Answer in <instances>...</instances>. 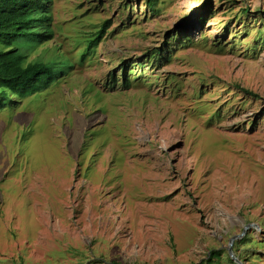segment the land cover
Instances as JSON below:
<instances>
[{
    "label": "rangeland",
    "instance_id": "1",
    "mask_svg": "<svg viewBox=\"0 0 264 264\" xmlns=\"http://www.w3.org/2000/svg\"><path fill=\"white\" fill-rule=\"evenodd\" d=\"M49 2L16 45L53 73L0 106V264H264V0Z\"/></svg>",
    "mask_w": 264,
    "mask_h": 264
},
{
    "label": "trees",
    "instance_id": "2",
    "mask_svg": "<svg viewBox=\"0 0 264 264\" xmlns=\"http://www.w3.org/2000/svg\"><path fill=\"white\" fill-rule=\"evenodd\" d=\"M50 0H0V106L3 107L12 94L22 97L37 92L38 75H49L56 64H44L40 61L28 62L29 50L21 52L16 45L20 38H28L35 45H42L53 38L51 31L52 16ZM158 0H145V5L156 13ZM105 27L96 34L82 53L84 60L89 50L102 37ZM157 52V50H155ZM52 67V68H51ZM51 68V69H50ZM219 251H212L209 260L220 258ZM230 264L235 263L228 257ZM211 263V261H209Z\"/></svg>",
    "mask_w": 264,
    "mask_h": 264
},
{
    "label": "water",
    "instance_id": "3",
    "mask_svg": "<svg viewBox=\"0 0 264 264\" xmlns=\"http://www.w3.org/2000/svg\"><path fill=\"white\" fill-rule=\"evenodd\" d=\"M230 248H231V244H229V247H228V254H229L230 258L232 259V254H231V249Z\"/></svg>",
    "mask_w": 264,
    "mask_h": 264
},
{
    "label": "clouds",
    "instance_id": "4",
    "mask_svg": "<svg viewBox=\"0 0 264 264\" xmlns=\"http://www.w3.org/2000/svg\"><path fill=\"white\" fill-rule=\"evenodd\" d=\"M18 94H12V96L14 97V96H17ZM20 96V95H19ZM11 97V96H10ZM10 97L8 98V99H10ZM20 97H22V96H20ZM26 97H28V96H26ZM22 98H24V97H22Z\"/></svg>",
    "mask_w": 264,
    "mask_h": 264
}]
</instances>
